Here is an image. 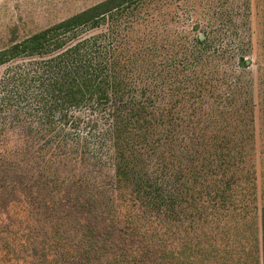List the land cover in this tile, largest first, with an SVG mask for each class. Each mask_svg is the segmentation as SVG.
Returning <instances> with one entry per match:
<instances>
[{
	"label": "rangeland",
	"instance_id": "1",
	"mask_svg": "<svg viewBox=\"0 0 264 264\" xmlns=\"http://www.w3.org/2000/svg\"><path fill=\"white\" fill-rule=\"evenodd\" d=\"M99 1L1 2L0 51ZM140 1L104 23L79 30L80 38L115 41L127 74L138 77L142 72L146 77L153 72L148 81L159 84L154 95L158 115L152 121L153 135L161 137L162 130L172 125L176 137L145 147L137 155L130 144L124 155L143 176L149 174L158 182L164 177L169 182L177 212L183 209V199L199 189L224 186V179L235 173L239 180L231 182V188L242 198L235 203L248 197L251 207L237 209L244 218L237 215L232 225L240 235L238 244L251 252V264H255L252 254L256 255L255 237L260 240L261 236L264 205V0ZM55 53L28 51L0 58V227L8 231V226L18 225L36 232L37 237L23 239V255L29 251L37 255L45 241L59 234L66 239L74 233L70 239H75L81 228L97 243L115 240L125 223L111 217L116 204L108 185L113 179L112 158L96 161L87 155L83 160L66 145L46 147L41 154L38 147L41 132L46 133L41 131L44 107L51 108L69 130L85 132L106 126L104 119L95 120L87 106H53L55 95L47 87L56 73L51 60ZM161 115H166L164 125ZM227 154L237 161L244 155L248 172L239 171L242 164L233 166L230 161L232 170L223 176L221 166L226 165L221 163ZM187 186L195 192L182 195ZM128 188L126 200L117 201L120 209L144 213L146 222L155 226L165 207L149 195L137 197L133 184ZM175 223L170 218L160 228L171 238L170 231L183 234L179 227L191 226L188 220ZM216 225L213 230L221 231L223 223ZM51 226L57 232L47 235L45 230ZM200 226L209 231L208 226ZM217 240L219 245L226 243V239Z\"/></svg>",
	"mask_w": 264,
	"mask_h": 264
},
{
	"label": "trees",
	"instance_id": "2",
	"mask_svg": "<svg viewBox=\"0 0 264 264\" xmlns=\"http://www.w3.org/2000/svg\"><path fill=\"white\" fill-rule=\"evenodd\" d=\"M140 3V0H101L32 34L10 49L0 51V58L3 59L14 58L28 51H56L51 56V60L55 61L56 73L47 87L49 93L55 95L53 106H87L95 120L104 119L106 126L85 132L69 130L62 119H56L51 108L44 107L41 109L44 114L41 116V131L45 130L46 133L41 132L42 142L38 147L41 154L46 147L66 145L70 151L80 153L83 160L87 155L93 156L96 161L104 156H108L109 160L112 158L113 179L108 185L113 188L116 204L111 217L125 222L124 228L118 229L120 237L115 240L111 238L97 243L81 228L76 231L75 239H70L73 233L66 239L59 234V237L45 241L39 253L34 251V254L38 253L34 256L30 251L25 255L21 253L26 247L23 239L37 237L34 230L29 233L18 225L8 226V231L0 227V264H251V252L242 243L238 244L240 235L234 233L235 227L232 225L233 219H239L237 209L251 207L248 197L243 203H235L242 200L236 197L231 188V182L239 180L235 173L224 179V186L217 184L203 191L199 189L196 195L183 199V209L177 212L172 206L169 182L164 177L163 181L158 182L151 179L149 174L148 177L143 176L134 164H130L131 159L128 161L124 155V150L130 144L132 153L137 155L145 147L150 149L160 142L163 145L176 137L172 125V128L162 130L161 137L153 135L152 121L158 115L154 108V95L159 84L148 81L153 78V72L146 77L142 72L138 73V77L127 74L120 64L115 41L106 43L96 38H80L79 30L87 25L104 23L108 17L132 6L137 7ZM198 41L201 39L198 38ZM243 61L241 58L239 63L242 65ZM165 116L161 115L163 125ZM135 141L139 144L133 143ZM226 156L228 158L221 163L226 165L221 166L223 176L232 170L230 161L233 166L242 164L239 171L246 169L244 155L238 161L232 155ZM242 178H245L244 175ZM129 184H133L137 197L149 195L156 204L165 207V212H160L162 216L156 217L155 226L146 222L144 213L137 215L123 209L122 204L120 209L117 201L126 200L125 192ZM187 191L195 192V188L187 186L181 194ZM242 191L246 192L244 188ZM170 218L177 220L176 226L184 220L190 221L191 226L184 230L179 227L183 234H179L178 230L170 231V238L166 230L160 228ZM240 218L244 217L240 215ZM220 221L223 223L222 230H213L215 223L218 222L217 228ZM201 224L208 226L209 231L200 228ZM260 228V240H257L258 236L255 237L256 255L252 254L255 264H264V205ZM45 232L47 235L54 234L57 228L51 226ZM217 238L226 239V243L219 245Z\"/></svg>",
	"mask_w": 264,
	"mask_h": 264
},
{
	"label": "crops",
	"instance_id": "3",
	"mask_svg": "<svg viewBox=\"0 0 264 264\" xmlns=\"http://www.w3.org/2000/svg\"><path fill=\"white\" fill-rule=\"evenodd\" d=\"M5 1H6V0H0V3H1V2L3 3V2H5ZM8 1H9V0H7V2H8Z\"/></svg>",
	"mask_w": 264,
	"mask_h": 264
}]
</instances>
